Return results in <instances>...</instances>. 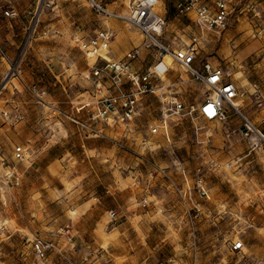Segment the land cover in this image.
Returning a JSON list of instances; mask_svg holds the SVG:
<instances>
[{
  "label": "rangeland",
  "instance_id": "374dc122",
  "mask_svg": "<svg viewBox=\"0 0 264 264\" xmlns=\"http://www.w3.org/2000/svg\"><path fill=\"white\" fill-rule=\"evenodd\" d=\"M36 1L0 0V264L264 261V144L251 145L235 114L223 122L173 116L170 138L175 155L191 177L203 172L210 197L197 198L201 208L191 218L188 207L158 174L163 171L179 182L167 142L148 132L160 118V99L143 98L141 116L128 126L92 122L86 109L78 113L91 90L86 77L92 62L76 47L74 36L86 38L108 28L113 33L109 57L120 59L142 46L140 33L119 21H102L84 0H52L38 20V28L49 33L28 42L26 12ZM150 1L164 18L161 43L185 47L189 32L178 22L175 0ZM249 1L232 0L228 29L218 40L198 47L196 63L209 61L230 72L228 79L245 92L235 104L264 135V100L259 105L250 91L256 83L264 97V13L253 19L251 35L243 22ZM106 3L120 14L129 12L128 0ZM8 7L17 9L19 18H4L2 9ZM238 26L243 29L236 33ZM234 33V39L243 38L235 44L222 40L223 34ZM246 46L251 47L249 54L239 55ZM146 54L135 67L145 70L154 62ZM165 63L171 66L163 78L167 95L198 106L206 96L204 87L169 59ZM22 81L38 85L45 94L36 97ZM118 142L125 150L116 146ZM17 149L25 156L22 162L13 160ZM2 161L22 172L19 187L4 184ZM213 161L236 163L230 170L209 171L207 165ZM109 209L119 216L114 225H107ZM34 239L53 244L43 262L33 253ZM235 239L244 242L243 252H230Z\"/></svg>",
  "mask_w": 264,
  "mask_h": 264
},
{
  "label": "built area",
  "instance_id": "2783aa9c",
  "mask_svg": "<svg viewBox=\"0 0 264 264\" xmlns=\"http://www.w3.org/2000/svg\"><path fill=\"white\" fill-rule=\"evenodd\" d=\"M51 1L37 0L34 9L26 12L27 16H30V23L25 30L28 42L43 38L49 33L38 28V20L44 7L50 6ZM84 1L102 21H119L136 29L142 36V46L130 49L120 59H113L109 57L113 33L108 28L97 29L92 36L86 38L74 36L76 47L88 62H92L86 77L91 90L88 92V100L81 105L78 113L86 109L90 115L89 120L92 122L104 123L107 126L115 124L128 126L141 116L143 98L155 96L160 99L162 105L160 118L148 126V132L151 135H161L167 142L170 148L168 154L171 155L172 167L179 177V182L163 171L157 172L166 179L169 188L188 207L189 216L195 218L201 208L197 198L208 201L210 197L204 183L203 172L197 171L191 177L175 155L170 138V123L173 116L181 114L182 117L194 118L195 116L206 122H223L229 114H235L243 121L241 134L249 137L251 145L256 146L259 142L264 144V135L242 114L241 106H234V103L240 104L239 99L245 96V92L240 91L235 83L228 79L230 72L209 61L201 62L199 65L196 63L198 47L208 43L209 37H220L228 29L232 13L231 0H177L174 3L176 17L187 19L196 28V31L189 33L188 44L177 49L161 43L160 38L165 26L164 18L152 12L151 7L144 6L142 2L128 0L129 12L123 15L110 10L106 0ZM245 10L251 19L260 17L256 2L246 5ZM2 16L15 20L20 14L14 7H8L2 9ZM143 52L155 59L145 70L135 67V62ZM0 53H3L1 48ZM166 57L169 58L171 65H177L194 82L204 87L206 96L198 106H186L184 102L171 94L167 95L163 78L170 72L171 66L165 63ZM21 85L38 98L45 94L44 90L36 84L28 85L22 81ZM250 91L256 103L262 105L264 97L260 86L253 83L250 85ZM251 128L256 131V135ZM251 135H254L255 139ZM141 145L146 146L147 142L143 141ZM116 146L125 150V146L119 142ZM24 157L21 149H17L13 154L15 162H22ZM1 163V167L5 169L2 176L4 184L13 188L19 187L22 183V172L16 165H6L4 161ZM235 163L213 161L207 167L209 171L230 170ZM105 193L111 195L108 189ZM106 216L107 225H114L119 220L114 209L107 210ZM52 247L53 244L41 239L32 241L33 253L40 262L46 260L47 253ZM244 248L245 245L241 239H235L230 244L232 253H241ZM251 264H264V261H254Z\"/></svg>",
  "mask_w": 264,
  "mask_h": 264
},
{
  "label": "crops",
  "instance_id": "0c3cea01",
  "mask_svg": "<svg viewBox=\"0 0 264 264\" xmlns=\"http://www.w3.org/2000/svg\"><path fill=\"white\" fill-rule=\"evenodd\" d=\"M177 0H175V2H176ZM175 2H173V8H174V3ZM251 2H256L257 3V5H258V10H259V12H260V14L263 12L264 13V0H250L247 4H245L244 5V10H245V7H246V5H248L249 3H251ZM231 6H232V0H231ZM245 13H246V18L245 19H243V22L244 23H246V25L244 26V28H246L247 27V29H250L249 30V32H250V34L252 35L253 34V32H254V30L252 29V26H254V23H253V19H251V17L249 16V14L247 13V11L245 10ZM178 18V17H177ZM178 22L180 23V26H182L183 28H184V30L186 31V30H188V32L190 33V32H193V31H196V28H195V26H193V24L192 23H190L187 19H185V18H179L178 19ZM186 22H189V24L187 25V23ZM238 30H236V33L237 32H239V29H243V27L242 26H238V28H237ZM258 30H255V33L257 32ZM248 32V33H249ZM246 33V32H245ZM247 34V33H246ZM257 37H260V36H257ZM220 37H209V41H208V43L210 42V41H213L214 39H219ZM235 38V33L234 34H223V38H222V40L223 41H225V42H228V43H230V42H233L234 44L235 43H237L238 41H240L242 38H243V36H241V37H239V38H237V39H234ZM251 51V47L249 48V46H246L245 48H243V49H241L240 50V53H239V55H241V56H247L248 54H249V52ZM226 56V55H225ZM213 64V63H212ZM215 65V64H214ZM81 207H83V206H81ZM87 211V210H86Z\"/></svg>",
  "mask_w": 264,
  "mask_h": 264
},
{
  "label": "bare ground",
  "instance_id": "6f19581e",
  "mask_svg": "<svg viewBox=\"0 0 264 264\" xmlns=\"http://www.w3.org/2000/svg\"><path fill=\"white\" fill-rule=\"evenodd\" d=\"M138 2H142L144 6L151 7L150 9L152 10V12L155 13L154 4L150 0H138ZM165 59H169V58L166 57ZM234 106H237V105L234 103Z\"/></svg>",
  "mask_w": 264,
  "mask_h": 264
},
{
  "label": "snow or ice",
  "instance_id": "6c2138e0",
  "mask_svg": "<svg viewBox=\"0 0 264 264\" xmlns=\"http://www.w3.org/2000/svg\"><path fill=\"white\" fill-rule=\"evenodd\" d=\"M237 246H239V245H237Z\"/></svg>",
  "mask_w": 264,
  "mask_h": 264
}]
</instances>
